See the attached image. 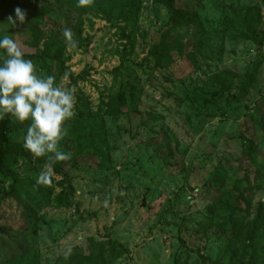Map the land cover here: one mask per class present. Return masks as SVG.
I'll use <instances>...</instances> for the list:
<instances>
[{"label": "rangeland", "instance_id": "1", "mask_svg": "<svg viewBox=\"0 0 264 264\" xmlns=\"http://www.w3.org/2000/svg\"><path fill=\"white\" fill-rule=\"evenodd\" d=\"M171 1L173 8L143 0L134 29L89 13L74 30L77 16L66 12L47 15L48 27L39 10L21 6L25 21L12 24L14 13L0 11V36L10 35L24 52L52 35L65 41L64 30L71 31L60 53L66 71L56 80L75 89L74 115L63 126L67 131L80 111L105 126L93 146L64 135L58 150L69 158L54 162L45 185L37 178L47 157L23 147L26 131L13 130L14 116L0 117V143L13 149L5 167L18 177L0 173V264H25L34 252L41 264H84L78 252L90 255L106 242L127 250L106 264L263 261L264 0ZM251 7L261 20L246 29L241 12ZM178 9L190 22L165 37ZM120 91L123 112L110 115L106 104ZM102 147L112 149L109 169L97 168ZM226 203L240 209L238 236L223 227ZM255 221L251 242L246 232Z\"/></svg>", "mask_w": 264, "mask_h": 264}, {"label": "trees", "instance_id": "2", "mask_svg": "<svg viewBox=\"0 0 264 264\" xmlns=\"http://www.w3.org/2000/svg\"><path fill=\"white\" fill-rule=\"evenodd\" d=\"M143 0H92L91 5L88 6H79L78 0H28L26 3L23 0H0V11L2 13L5 12V16L8 14H13L14 9L17 7H25V8H33L35 11L40 12V18L44 25L50 26L49 19L47 15H52L56 18H60L62 12H66L67 14H74L77 16V20H75L74 30L83 29V16L89 13H95L102 16L104 19L108 21H117L122 22L127 25L131 24L132 29H134L139 21L140 8L142 6ZM157 3H168L170 8H173L171 4L173 1L171 0H155ZM41 2L43 5H37L35 3ZM254 8H248L245 11H242L243 19L240 21L242 25L245 26L246 29H250L251 25L254 22L256 26L258 22L261 20L260 14L254 12ZM254 12V13H253ZM188 18H183L180 13V9L173 13V18L169 19L167 25L165 27V37L171 33H175L178 29H181L183 24L189 23ZM32 29H38L37 25L32 26ZM124 30V29H122ZM68 40V39H67ZM67 40H59L56 36H51L47 43H45L42 47H40L39 43L35 40L33 42V46L35 50L32 52H24V57L26 59H31L33 64L37 66L38 75L46 77L48 75L55 76L56 80H59L66 71V65L63 57L61 56L62 50L66 47L67 43L71 41ZM260 44H264V37L262 41H259ZM30 45V46H32ZM131 48L133 49V44H131ZM180 52H182V46L180 47ZM2 52V50H0ZM263 61L258 60L254 66V69L250 71V74L246 77V88L252 84L256 76L258 75V69ZM226 75H229L225 72ZM243 86V85H242ZM242 88V87H241ZM248 89L246 91H248ZM111 102L107 103V113L113 116H117L122 114L123 105L125 104V95L123 91L112 94ZM83 101L79 99V104H82ZM85 106V105H84ZM30 121V120H29ZM31 122H18L14 131L19 135L21 131H26L28 125ZM104 119H95L91 120V116L87 113L84 114L82 111L78 113L77 120L74 124L66 131V138L75 140L79 146L82 144L90 143L92 146L94 144V139L97 138V134L101 133V137L104 136ZM26 133V132H25ZM90 137V138H89ZM83 140V142H82ZM247 143L246 146L248 151L252 152L253 143L249 141L247 138L244 139ZM22 143H20L21 145ZM19 145V146H20ZM9 146L5 143H0V173L9 174L14 177V182L18 180L17 174L12 171V169L5 167L6 163V154L12 152ZM98 151V152H97ZM15 152L18 154H23L25 151H21L20 148L15 149ZM99 161L97 162V168H106L109 169L113 166L114 162L111 159L112 149L109 147H102L96 150ZM252 157V153L250 154ZM254 159V157H253ZM58 162V161H56ZM57 165V164H56ZM15 184V183H14ZM12 184L9 192L13 193ZM244 184V182H242ZM15 188V186H14ZM4 192V190H2ZM225 205L229 206V217L225 219L223 223V227L228 229H232L233 234L237 233L238 236L242 223L237 222L236 220L240 216V209L236 205V203H226ZM250 207V206H249ZM248 207V208H249ZM263 219L261 221L262 227H264V213L262 214ZM258 221L252 223L251 228L246 232L247 238L249 241H253L254 237L252 236L253 231L258 230L259 225ZM260 224V223H259ZM235 236V238L237 237ZM238 241V239H235ZM83 251H79V256H82L81 259L84 264H106L108 261L112 262L119 259L122 255H124L127 250L124 249L121 244H114L113 242H106L100 245H95L92 249L90 255H85ZM34 256L30 259L26 260L25 264H41L39 260V255ZM249 264H264V259L262 262H257L255 259H252Z\"/></svg>", "mask_w": 264, "mask_h": 264}, {"label": "clouds", "instance_id": "3", "mask_svg": "<svg viewBox=\"0 0 264 264\" xmlns=\"http://www.w3.org/2000/svg\"><path fill=\"white\" fill-rule=\"evenodd\" d=\"M92 0H78L79 6L91 5ZM15 24L23 23L26 13L19 7L14 9ZM71 41V31L64 30ZM73 47L75 42L72 41ZM0 117L8 114L19 122L30 120L23 137V147L34 157H47L45 168L37 178L38 184L52 182L53 164L69 157L58 150L59 142L66 135L64 122L74 115L75 89L61 88L53 75H38L31 59H26L16 41L10 35L0 36ZM54 154V160L48 154Z\"/></svg>", "mask_w": 264, "mask_h": 264}]
</instances>
